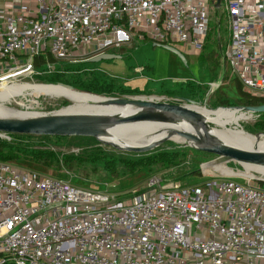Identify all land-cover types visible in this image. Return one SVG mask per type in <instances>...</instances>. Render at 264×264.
<instances>
[{
  "label": "built area",
  "instance_id": "2783aa9c",
  "mask_svg": "<svg viewBox=\"0 0 264 264\" xmlns=\"http://www.w3.org/2000/svg\"><path fill=\"white\" fill-rule=\"evenodd\" d=\"M22 1L36 10L0 7V85L51 74L50 59L79 62L73 50L92 59L148 41L200 53L215 7L230 20L226 67L264 97V0ZM228 169L235 174L210 170L192 186L152 178L118 199L0 162V264H264V189L253 183L261 178Z\"/></svg>",
  "mask_w": 264,
  "mask_h": 264
},
{
  "label": "rangeland",
  "instance_id": "374dc122",
  "mask_svg": "<svg viewBox=\"0 0 264 264\" xmlns=\"http://www.w3.org/2000/svg\"><path fill=\"white\" fill-rule=\"evenodd\" d=\"M210 14H211L210 32H209L210 34L206 43L205 53H213V59L215 60L216 58L217 61L222 63L221 70L217 72H212L211 70L212 62H210L209 60L200 61L196 56H190L186 54L184 55L186 59L185 60L186 62L184 63V61L175 54L160 47H156L155 44L152 42L134 41L131 45L125 46L122 50H118L114 52L109 51L110 54L120 57L118 59L91 63L89 62L90 59H87L86 57L85 49H82L78 52L73 50L71 52V57H72L71 60L75 59V61L78 60L79 62L76 63L69 61L59 62L60 64L63 65L64 68L68 69V73H65V75H63V77L61 78L53 79V77L51 78L49 77L50 74H44L42 76H35L32 79L20 78L17 79L15 82L5 83L0 86L9 85V84L12 85L29 84L31 86L63 84L72 87V89L77 92L103 97L104 99H109V100L122 99V98L145 99V100L154 98L158 100V98L160 97H155L150 95H140L136 93L134 94L122 93L121 91H114L110 94L88 93L80 87L81 85L80 83L82 81L76 79L82 76L84 71H90V70H95L96 73L99 75H106L109 77H117L119 79H125V77H122L125 74V72H123L124 70L126 69L128 71L132 70L133 72L132 75L135 76L141 75L140 73L135 72V66L137 67L138 64L142 66H147V64H150V65H154L155 67L157 66L160 67L161 70L160 72L157 71L154 75L153 72H146L149 75L146 78H150L149 81L146 79L147 80V82H145L146 85H148L149 83H153L155 81L154 78H156L159 75L157 79L162 78V81H164V84L166 86L171 87L174 90L180 89L182 93L186 92L187 82L194 81L195 83L203 84L205 86L213 83L215 86H217L221 82L222 75L225 72L228 74L229 80L228 79L225 80L222 86L226 90L227 94L230 96L231 106H233L234 108L238 107L235 105V99H236L234 98L235 85L234 82L232 81V77H233L232 70L229 67L224 68L225 67L224 52H226V50L229 48L230 45V30H229L230 20L226 17V13L223 12V9H216L215 7H211ZM220 18H221V24L219 25L218 22ZM220 47L222 49H220ZM219 51L221 52V56L219 55ZM156 84H157L155 85L156 88L154 87L150 89V91L141 90V92L146 94L160 95L161 92L157 90V88L158 86H161V84L160 83L158 84L157 82ZM182 87L183 89H181ZM190 101H193L196 104H198L197 106H192L196 109L204 108L212 112L213 110H217L218 108H220L216 106L213 103V101L209 103L210 99L207 101L205 98L199 100L198 97L194 96L190 99ZM69 104L70 102L64 99H55L42 95H38V96L29 95L25 97L18 96L11 100L6 99L1 102L0 106L4 108H13L17 110L20 109L19 108L20 106H25L24 110H26L27 112L40 113V114H53L61 111L63 108L70 106ZM24 110H20V111H24ZM232 110L233 109L229 111ZM239 115L247 116L250 119L248 121L238 122V124H235L233 123V121L230 120L225 121L220 116H218L220 118H217L215 121L208 119V122L212 124V126L214 127L213 130L215 131L216 130L223 131L226 129H237V130H244L254 136H258L259 133L264 135V132H259L257 130L256 124L260 121L258 115L256 114L252 115L251 113H238L237 116ZM0 138L6 141H11V137L9 135L1 134ZM48 141H50L49 142L50 146L49 147L46 146V147L49 148L51 151L53 152L55 151L58 154H60L59 157L61 162L59 167L43 169L41 167H37V166L35 167L30 164L17 165L16 163H10V162H3V163L14 164L17 165L18 167L34 170L41 174L51 176L53 178L69 180L75 185H79L81 187H85L91 190L92 188H95L93 189L94 191L105 192L114 195L118 199L130 197L133 195L135 191H139L142 188L147 187L148 182L152 178L158 177L160 180H162L161 174L165 172L167 173V171H169V170H160V169L158 170L156 169V167H154V170H152L150 173L148 172V170L144 168H140L139 170L134 172H125L123 168L124 166H126V161L123 158L129 157L130 160L133 161L135 158H137L136 155H148L150 153L137 154V153L126 152L116 149L112 146L105 145L106 143L103 144L97 140H91V139L70 138L65 140L50 139ZM40 142L41 141H33V143L35 144ZM183 150H186L185 152L187 158H189L191 161L189 162L188 165L190 166V169L194 171V173L192 175H186L184 177H181L182 181H179L177 183H180L181 185L184 186H192V185L200 184L204 180V176L202 175L203 174L209 175L211 173L210 170L213 171L212 169H206L205 171L201 167L202 164L205 163L212 164L215 159L217 160V156L201 152L198 149H194L190 147L189 145L183 146L175 142H167V141L158 144V148L153 152H151V154L152 155L157 154L162 151L182 152ZM91 152L92 153L98 152L103 157L108 156L110 157V159L117 160L115 176L113 178L110 177L109 173L106 170L89 163L91 157L88 159L87 162L84 161L77 162V164L72 169H68V167L65 166V160L63 162V155L65 156L70 154L78 155L81 153L82 155L80 154V156L81 157L83 156L82 160H84L85 156L92 154ZM217 164L218 163H215L214 165L216 166ZM224 164H226L228 168L241 169V166L234 161H229ZM211 166H213V164ZM211 166H205V167H211ZM128 170L130 169L128 168ZM171 172H175V170H172ZM249 173L254 177L256 176L258 178H261L260 182L253 181V183L259 184L261 188L264 189V178H262L256 173H252V172ZM183 174L185 173H182L181 171L176 172V175L182 176ZM246 174L248 175V171L245 172L243 175ZM236 181L241 184L246 183L244 178H236ZM162 183L164 184L163 180ZM97 185H99L101 188L99 189V186ZM166 187L169 188L170 186H166Z\"/></svg>",
  "mask_w": 264,
  "mask_h": 264
},
{
  "label": "water",
  "instance_id": "95a60500",
  "mask_svg": "<svg viewBox=\"0 0 264 264\" xmlns=\"http://www.w3.org/2000/svg\"><path fill=\"white\" fill-rule=\"evenodd\" d=\"M221 0H217L216 5H220ZM155 46L165 49L186 62L184 54L177 48L168 45L155 44ZM118 56L111 54H103L89 60L91 63L101 61H109L118 59ZM226 68V64L224 63ZM225 74V72H224ZM224 78L218 84H223ZM60 86L72 89L68 85L60 84ZM105 104L111 105H134L140 108V111L134 116L128 118H120L109 114H87V113H53L46 115H38L29 118H0V134L7 135H30L37 137H86L94 138L105 144L102 138L110 136V130L123 123L138 122H163L176 123L181 117L188 121L194 122L203 130V136L192 133H184L190 138L196 146H190L201 152L217 156L213 163H226L234 161L240 166L249 165L264 167V152L261 151H242L226 146L213 134V126L208 122L207 118L200 112L190 108L188 105L197 106L193 101L185 100L186 104H171L159 100L152 99H105ZM218 109H239L246 113L263 114L264 105L259 107H235V108H218ZM217 109V110H218ZM264 136L259 133L257 137ZM116 149L137 153L148 154L158 148L157 144L146 147L120 148L112 144H105Z\"/></svg>",
  "mask_w": 264,
  "mask_h": 264
},
{
  "label": "trees",
  "instance_id": "16d2710c",
  "mask_svg": "<svg viewBox=\"0 0 264 264\" xmlns=\"http://www.w3.org/2000/svg\"><path fill=\"white\" fill-rule=\"evenodd\" d=\"M218 23L219 25L221 24V18ZM208 37L200 52V56H199L200 61L209 60L210 62H212V67H211L212 72H217L221 70L222 63L217 61L216 58L215 60L213 59V53H205ZM220 49L222 48L220 47ZM219 55L221 56L220 51H219ZM50 63L55 67L54 71L49 75L50 78L51 77H53V79L61 78L63 77V75H65V73H68V69L64 68L62 64L57 63L52 59H50ZM46 64L47 62L43 60V58H37L34 60V66L36 69H40V68L43 69L45 68ZM80 77L76 79L79 81H82L80 83L81 84L80 87L88 93L110 94L114 91H121L122 93L138 94L135 91L126 89L124 85H122L121 83L117 82L116 80H114L113 78L109 76L97 74L95 70L85 71L83 75ZM222 78H224V81L227 79L229 80L227 73L225 74L223 73ZM232 81H234L235 88L238 93V98L235 99L236 106L238 107H259V106L264 105V97L255 96L247 92L244 89L242 83L237 78L232 77ZM221 86L217 85L215 87L211 95L209 103L213 101V103L220 108H234L233 106H231L230 97H228L221 90ZM199 100H202L201 95H199ZM31 104H34V103H31ZM24 107L25 106H20L19 110H24ZM259 120L260 121L256 124L257 130L259 132H264V113L259 115ZM9 136L11 137V141H6L0 138V162L16 163L17 165L18 164L19 165L30 164L35 167L36 166L41 167L43 169L59 167L60 162H61L60 157H59L60 154H58L55 151L53 152L49 148H47L50 146L49 145L50 141L48 140L50 139L65 140V139H70V138L96 140L94 138H86V137H43V136L37 137V136H30V135H12V134H10ZM148 139H145L144 141ZM33 141H41V142L35 144L33 143ZM164 146H161V147H164ZM42 147H45V148H42ZM185 151L186 150H183L182 152L181 151H162L157 154H153L154 156L151 153L148 155H136L137 158H135L133 161H131L129 157L123 158L126 161V166L123 165L124 166L123 169L125 170V172H134V171L139 170L140 168H144L148 170L149 173L152 170H154V167H156V169L158 170L159 169L169 170L167 171V173L165 172L161 174V179L163 180L165 185H172L174 184V182L182 181L181 177H184L186 175H192L194 173V171H192V169H190V166L188 165L189 162L191 161L189 158H187ZM80 154L78 155L70 154L66 156L63 155V162L65 160V166H67L68 169H72L77 164V162H83V161L87 162L88 159L91 157L89 163L106 170L109 173L110 177L113 178L115 176L117 160L110 159V157L108 156L103 157L98 152L89 154L84 157V160H82L83 156L81 157ZM128 168L130 170H128ZM206 169H212L213 171L211 172H219L223 175L235 174L230 169H228L226 164L224 163L217 164L216 166L213 165L211 167H204L205 171ZM172 170H175V172H171ZM118 171H121V170H118ZM179 171L185 174H183L182 176L176 175V172H179ZM76 186H79V185H76ZM100 188L101 187L99 186V189ZM145 188L146 187L142 188L141 190H144ZM93 189L95 188H92V190Z\"/></svg>",
  "mask_w": 264,
  "mask_h": 264
},
{
  "label": "bare ground",
  "instance_id": "6f19581e",
  "mask_svg": "<svg viewBox=\"0 0 264 264\" xmlns=\"http://www.w3.org/2000/svg\"><path fill=\"white\" fill-rule=\"evenodd\" d=\"M11 83V82H4ZM1 84V85H3ZM23 84V83H22ZM22 95H42L55 99H64L70 102V106L56 112L66 113H87V114H109L120 118L134 116L140 111V108L134 105H111L105 104L103 97L80 93L60 85H4L0 86V104L2 101L11 100ZM94 96V97H93ZM152 100H156L152 98ZM193 106V105H192ZM190 108L203 114L207 120L215 121L220 116L225 121L238 122L248 121L250 118L244 115L237 116L238 113H246L239 109H218L212 112L204 108ZM196 106V105H195ZM201 107V106H198ZM228 112V113H227ZM42 115L27 111H20L13 108H4L0 106V118L16 119L29 118ZM110 136L102 138L106 144H112L120 148L133 147L141 148L152 144H161L165 141L175 142L179 145L196 146V144L184 133H192L203 136V130L194 122L184 118H179L176 123L163 122H138L123 123L111 129ZM213 134L228 147L242 151H261L264 152V136H254L244 130L226 129L223 131L213 130ZM149 138V139H148ZM145 139H148L144 141ZM248 171V176L254 177L249 172L256 173L264 178V167L244 165ZM247 175V174H246ZM245 175V176H246Z\"/></svg>",
  "mask_w": 264,
  "mask_h": 264
},
{
  "label": "crops",
  "instance_id": "0c3cea01",
  "mask_svg": "<svg viewBox=\"0 0 264 264\" xmlns=\"http://www.w3.org/2000/svg\"><path fill=\"white\" fill-rule=\"evenodd\" d=\"M12 2H13V4H12ZM35 6L36 5L34 3L24 2L22 0H0V7L13 8L15 11H18V12L21 11V12L26 13L27 11H35L36 10ZM178 49L184 55L188 54L190 56H196L198 58V60H200V57H199L200 53H193L192 51L188 50L184 46H179ZM112 52H114V51H112ZM108 54H110V53H108ZM132 67H134V66H132ZM160 70L161 69L158 66L155 67L154 65H150V64H147V66H142V65L138 64L137 67L135 66V72L140 73L141 75H136V76L132 75L133 74L132 70L128 71L126 69L123 71V72H125V74L122 76V77H125V79H119L117 77H111V78H113L117 82L124 85L126 89L131 90V91H135L140 95H150V96H155V97H166V98H172V99H180L182 101L190 100L194 96L199 98V95H201L202 99H204V98L206 99V97L208 96L209 91H210L209 90V84L205 86L203 84L195 83L194 81L193 82H187L186 92H184V93H182L180 91V89L174 90L171 87L166 86L164 84V81H162V78L157 79V77H159V75L156 78H154L155 81L153 83H149L148 85H146L145 82H147V80L148 81L150 80V78H146L149 76L146 72H153V75H154L157 71L160 72ZM1 74H2V71H0V75ZM156 82L158 84L159 83L161 84V86H158V88H157V90H159L161 92L160 95L146 94V93L141 92V90H145V91L149 90L150 91V89H152L154 87L156 88V86H155V85H157ZM234 85H235V83H234ZM182 86H184V85H182ZM181 89H183V87ZM221 90L228 97H230L227 94V92L223 86H221ZM234 93H235L234 98L237 99L238 93L236 91V88H235ZM182 96H184L185 98Z\"/></svg>",
  "mask_w": 264,
  "mask_h": 264
},
{
  "label": "flooded vegetation",
  "instance_id": "af4514ba",
  "mask_svg": "<svg viewBox=\"0 0 264 264\" xmlns=\"http://www.w3.org/2000/svg\"><path fill=\"white\" fill-rule=\"evenodd\" d=\"M26 85H29V84H26ZM29 86H31V85H29ZM25 96H29V95H22V97H25ZM228 113V112H227ZM218 118H220V117H218Z\"/></svg>",
  "mask_w": 264,
  "mask_h": 264
}]
</instances>
